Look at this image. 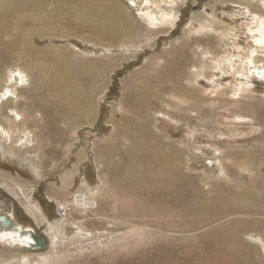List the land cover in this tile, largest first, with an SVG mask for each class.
Masks as SVG:
<instances>
[{
	"label": "rangeland",
	"instance_id": "obj_1",
	"mask_svg": "<svg viewBox=\"0 0 264 264\" xmlns=\"http://www.w3.org/2000/svg\"><path fill=\"white\" fill-rule=\"evenodd\" d=\"M91 1L121 5L126 46L62 6L0 0V217L48 243L0 245V264H213L236 233L221 263L257 258L264 212L243 195L264 188V0H176L165 29L144 13L166 7Z\"/></svg>",
	"mask_w": 264,
	"mask_h": 264
},
{
	"label": "bare ground",
	"instance_id": "obj_2",
	"mask_svg": "<svg viewBox=\"0 0 264 264\" xmlns=\"http://www.w3.org/2000/svg\"><path fill=\"white\" fill-rule=\"evenodd\" d=\"M29 1H30V3L32 5H34V6L37 5V7H41V10L44 9V7H42L43 5H45L46 3H49V4H54L57 7L62 6V8L64 10H66L67 12H69V13L76 12V13L80 14L79 17L81 18V20L83 22L93 26L92 27L93 30L96 31L95 34L99 33L100 35L108 37L109 40H113L114 39L112 42L113 43H117V47L126 46V45H124V43L122 41L117 42L120 39L127 38L128 35L130 34V31H131L130 30L131 26H130V24L127 21L126 13H125V11H123L124 9H122L120 4H116V3H112V2L111 3L110 2L109 3L108 2L107 3L94 2V1H91V0H87V3H86V1H83V0H37V1L36 0H29ZM131 1H135V0H131ZM8 2H11V3L10 4L8 3L7 9L13 8V6H12L13 0H8ZM19 2H22V0H19ZM74 3H77L78 5L74 7ZM142 3L145 6V8L147 6L149 7L150 5H156L158 8H160L162 6L168 8L167 10H160V12L157 9V11H158L157 14L153 13V12H149V10L146 9L144 14L146 16H148L152 20L154 25L160 24L161 25V29H165L166 25L168 27L174 25V23H175V15L173 13V7L176 4V0H154V1L142 0ZM15 9L16 8L14 7L13 10H15ZM4 16L5 15H3V17ZM255 17H256V15H255ZM14 18H15V16H14ZM3 23H2V21L0 22V31H2V29H3V27H2ZM23 24L25 25V23H23ZM6 28L7 27H5V29ZM260 28L264 29V21L262 22ZM24 31L25 30H23V32ZM38 31L39 30H37V32ZM4 32H6V31H4ZM20 34H22V33H20ZM20 38H21V36H20ZM24 38H26V37L24 36ZM19 47L21 48V46H19ZM17 49L19 50V48H17ZM11 50H14V49H11ZM15 51H17V50H15ZM21 52H22V50H21ZM11 53H13V52L11 51ZM249 53H251V52H249ZM22 57H24V56H22ZM19 59H20V57H19ZM19 59H17V60H19ZM1 62H3V61H1ZM6 64H9L10 66L13 67V68L9 67V69L7 70L9 73H10V71L11 72L12 71L13 72H18L19 71L20 73H22L21 68L20 69H19V67L15 68V66L19 65L18 62H16V61L11 62V59H9ZM9 65H7V66H9ZM7 71L5 70L4 73L6 74ZM5 84H6V82H5ZM131 132L134 135L141 134V135H143L145 137H149L150 136V131L145 130L144 128L140 127L139 125L133 127L131 129ZM252 155L253 154L251 153V157H252ZM171 166H172V163H171ZM248 168H250V171H252L250 166H248ZM169 172L172 175L174 174V171L172 170V168L170 169ZM257 184H258V186L259 185L264 186V177L258 178ZM241 186H242L241 187L242 189H245L243 184ZM2 188L4 189V187H2ZM246 192L247 193L243 195L246 198L243 197L244 199L243 198L242 199H243V201H246V203L249 205V208H252L255 211L264 212V188L260 189L259 194H257L256 192L253 191V187L251 189H249L247 187ZM217 193H218L219 196H222V194L224 192L220 193V192L217 191ZM163 199H161V200H163ZM1 201L2 200H0V202ZM90 202H91L90 199H84L82 195L76 194L72 204L75 205V206H78V207H82V208L88 209V207L90 206ZM163 204H164V202H163ZM206 204H207V206H209L208 203H206ZM64 208H66V207L64 206ZM26 209H27V211H30L31 217L34 218L35 220H38L37 217H40V216L43 217L44 216L42 210L40 209V207L37 204H31L29 202V205L26 207ZM209 209H210V207H209ZM217 211H218V213H220L219 210H217ZM61 221L62 220L60 219L57 224H60ZM45 226L48 227V229H47L48 231H52L54 229L53 227H51V226H49L47 224H45ZM59 227L62 228L61 225H59ZM246 236L247 237H251V238H255V239L260 241V243L262 245L261 252L259 251V246L257 245L256 246V251L258 253L257 254L258 257L254 259V256H253L254 251L253 250L252 251H248V252L246 250L235 251V253L230 256V258H232V262L234 264H259L258 263V260H259V261L262 262L261 264H264V262H263L264 261V257H261V255L264 254V240L262 239L263 237L260 234H259L258 237L253 236V234H246ZM241 237H242L241 233H236L235 237H233V236L232 237H227L225 242L222 243L221 242L222 241V235H220V237L216 240L220 244H216L214 246H216V249L219 251V253L224 254V248H228V247H232V246H239L240 243H241L240 242V238ZM44 238H45V240H47L45 236H44ZM37 239H38L37 233L34 230H32L31 228H29L28 230H25L23 226H21L15 220L10 219V217L7 216V215H5L4 217L2 216V218H0V245H2L4 247H7V248H10V249H24V250H27V249H25V247L30 248L31 245H33V244L36 245ZM255 242H256L255 240H251V243H255ZM262 251H263V253H262ZM221 254H218V255L213 257V260H212L213 264H222L221 263V259H222ZM23 257H25V256H23ZM27 259H28V257L25 258L26 261H27ZM40 259H42L41 262L46 261V260H43V258H40ZM198 261H199V259H198ZM38 264H41V263H38Z\"/></svg>",
	"mask_w": 264,
	"mask_h": 264
},
{
	"label": "water",
	"instance_id": "obj_3",
	"mask_svg": "<svg viewBox=\"0 0 264 264\" xmlns=\"http://www.w3.org/2000/svg\"><path fill=\"white\" fill-rule=\"evenodd\" d=\"M3 217H4V216H3ZM0 218H2V217H0ZM38 237H39V238H38L37 241H36V245L33 244V245H31L30 248L25 247V249H27V250H25V251H29V250L37 251V250H42V249L47 248L48 243L46 242L47 240H45L44 235L40 234V235H38Z\"/></svg>",
	"mask_w": 264,
	"mask_h": 264
},
{
	"label": "flooded vegetation",
	"instance_id": "obj_4",
	"mask_svg": "<svg viewBox=\"0 0 264 264\" xmlns=\"http://www.w3.org/2000/svg\"><path fill=\"white\" fill-rule=\"evenodd\" d=\"M0 191H1V189H0ZM1 192H3V191H1ZM0 200H2V199H0ZM10 218H12V217H10Z\"/></svg>",
	"mask_w": 264,
	"mask_h": 264
}]
</instances>
